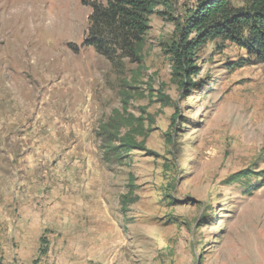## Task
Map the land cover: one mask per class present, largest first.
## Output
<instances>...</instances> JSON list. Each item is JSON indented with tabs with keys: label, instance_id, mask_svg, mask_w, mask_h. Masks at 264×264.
Here are the masks:
<instances>
[{
	"label": "rangeland",
	"instance_id": "1",
	"mask_svg": "<svg viewBox=\"0 0 264 264\" xmlns=\"http://www.w3.org/2000/svg\"><path fill=\"white\" fill-rule=\"evenodd\" d=\"M85 1L0 0V264H264V61L208 40L183 87L198 0L112 59Z\"/></svg>",
	"mask_w": 264,
	"mask_h": 264
},
{
	"label": "trees",
	"instance_id": "2",
	"mask_svg": "<svg viewBox=\"0 0 264 264\" xmlns=\"http://www.w3.org/2000/svg\"><path fill=\"white\" fill-rule=\"evenodd\" d=\"M84 3L91 7L85 44L112 59L118 50L134 53L144 39L152 8L158 4L168 6L171 0H108L106 4L86 0ZM192 33L195 37H191ZM177 37L170 52L175 72L183 76V87L197 72L196 51L208 40H230L258 61H264V0H198L186 13ZM252 173L244 170L238 177L247 178Z\"/></svg>",
	"mask_w": 264,
	"mask_h": 264
}]
</instances>
